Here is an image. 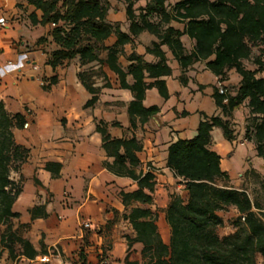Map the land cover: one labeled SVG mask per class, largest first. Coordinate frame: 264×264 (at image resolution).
Wrapping results in <instances>:
<instances>
[{"label": "trees", "instance_id": "1", "mask_svg": "<svg viewBox=\"0 0 264 264\" xmlns=\"http://www.w3.org/2000/svg\"><path fill=\"white\" fill-rule=\"evenodd\" d=\"M117 1L125 7L127 32L120 23L108 20L110 0H26L41 13L40 18L35 12L29 14L33 26H53L50 37L56 49L47 53L46 65L55 71L77 58L82 67H92L77 74L81 85L92 96L84 108L97 103L103 88H111L103 70L106 65L117 76L120 88L133 96L128 105L131 128L146 125L159 112L157 106L143 105L146 91L155 88L164 100L169 98L163 78L172 75V69L162 47L179 64L183 85L187 84L188 70L198 62H205L220 82L228 80L231 70L240 76L237 87H225L223 93L217 88L214 90L212 97L219 115L201 114L197 134L191 139H178L168 147L167 167L184 182L189 196L185 203L181 196L169 195L165 209L171 234L169 244L164 243L157 226L158 214L151 208L156 177L151 170L142 169L138 156L143 150L142 142L136 136L114 138L107 122H96L102 148L112 158L111 162L103 163L104 168L136 185L133 191L118 193L126 209L122 218L134 232V236L125 237L123 264H257L258 254L264 260V209L254 203L247 189L235 188L229 173L221 167V156L211 146L214 128H220L227 141L236 140L234 112L246 103L249 113L244 119V139L252 142L256 156L264 159V0ZM140 1L145 5L136 7ZM173 22L182 24L184 29H176L171 25ZM144 32L156 39L145 47V53L155 59L152 63L135 51V40ZM183 35L193 42L191 51L186 49ZM112 36L116 41L107 46L105 42ZM46 42L47 38L41 37L37 45ZM127 45L133 49L129 55L125 53ZM254 48H259L256 56H253ZM121 56L129 63L126 69L119 62ZM251 59L255 67L246 66L245 62ZM93 69L98 70L91 73ZM94 77L102 78L103 85L96 86ZM57 83L55 74L44 79L41 88L50 92ZM182 115L186 116L187 112ZM25 124V116L9 113L0 99V227H5L0 234V259L7 253L11 261L22 257L35 261L39 256L50 254L43 241L38 251L25 237L31 229L30 223H14L20 217L13 206L23 191V179L13 180L11 173L19 172L30 157V150L16 142L14 130L24 128ZM112 126L120 127V124L114 122ZM44 169L53 179H58L62 164L47 162ZM248 175L261 176L252 168L244 173L243 179ZM34 183L38 190L44 189L37 178ZM50 197L47 191L46 202ZM228 207H234L239 213L236 231L220 237L217 230L224 225V220L218 213ZM113 213L114 218L104 226L108 231L119 217L118 211ZM29 214L31 220L49 216L45 204L34 206ZM79 258L81 264H90L83 250Z\"/></svg>", "mask_w": 264, "mask_h": 264}, {"label": "crops", "instance_id": "2", "mask_svg": "<svg viewBox=\"0 0 264 264\" xmlns=\"http://www.w3.org/2000/svg\"><path fill=\"white\" fill-rule=\"evenodd\" d=\"M170 1L173 3L178 0ZM110 3L108 20L112 23H120L122 30L127 32L128 23L124 5L117 0H110ZM144 5L145 2L140 1L136 7ZM32 12L41 17L40 11L28 5L26 0H0V18H4L5 21L4 26L0 25V99L9 113L23 114L28 123L27 128L14 130L16 142L30 150L28 161L19 172L12 175L15 181L21 177L23 179V191L13 206V210L19 213L20 217L15 219L14 223L16 225L30 223L31 229L25 237L38 251L40 242L43 241L50 254L39 256L35 261L23 257L11 261L5 253L0 259V264L36 262L81 264L79 258L81 250L88 263L103 264L99 256L101 257L103 252L102 245L106 237L100 230L107 221L114 218L113 210L118 211L119 217L111 229L112 235L109 236L112 240L109 260L112 264L116 262L123 264L126 254L125 237L134 236V232L128 221L122 218L126 209L118 193L120 190L133 191L136 185L132 180L116 177L104 168L103 163L111 162L112 158L107 157L102 148L101 136L96 132V122L99 120L109 124L108 131L112 137L136 136L142 142L143 150L138 154L142 169L144 172L151 170L156 177L154 204L151 208L158 214L157 226L160 235L164 243L169 244L171 234L165 219V209L170 201L169 195H179L185 203L189 196L184 182L175 177L167 167L168 147L178 139H190L196 129L191 127L189 131L190 125L186 119H183L185 117L182 115L183 112L177 109L171 110L169 107L171 96L164 100L157 90L152 88L146 91L143 105L147 108L152 106L159 108L156 115L159 123L151 119L146 125L138 124V128L133 130L128 115V105L133 100V96L130 91L120 88L117 76L106 65L103 70L111 88H103L97 103L93 107L84 108L92 96L81 85L77 74L87 67H82L77 58L65 62L55 71L46 65L47 55L41 58L37 53L47 47L50 48L49 51L56 49L50 37L53 26H33L28 17ZM171 25L179 30L184 29L182 24L173 22ZM24 30L34 32L32 42L23 39ZM41 37L47 38V42L36 46V41ZM181 39L186 49L191 51L193 42L186 35ZM155 40V37L147 32L142 33L135 40V51L144 55V59L150 63L155 62V59L145 53V47ZM115 41L116 38L112 36L105 44L110 46ZM162 49L166 52L172 69L171 65L176 61L166 47ZM132 52V46L127 45L126 55ZM119 62L125 69L129 65L124 56L120 57ZM200 63L203 70H208L205 62L196 64ZM196 64L188 70V73ZM179 69L181 70L180 66ZM232 71L234 70H231L229 75ZM55 74L58 76V83L50 92L42 90L43 80ZM169 77L163 78L166 85ZM132 81V78L128 77V82L132 83ZM95 85L103 84L96 80ZM243 105L246 106V103ZM210 110L215 114L220 113L214 107ZM235 113L233 123L236 140L227 141L214 128L211 148L221 156V167L229 173L232 184L240 189L247 170L252 168L262 176L264 171L260 172L253 163H247L248 161L238 171L230 165L229 160L242 152L239 147H243L245 143H249L251 154L255 153L253 143L244 139V119L249 110L240 121ZM114 122H118L120 127L112 126ZM166 127L170 128L169 139L161 142L158 132H162ZM217 136L220 143L214 144L213 137ZM224 158H228L226 163H223ZM246 160L251 159L246 157ZM47 162L62 164L60 178L53 179L44 169ZM34 178L42 183L43 190L37 189ZM47 191L52 195L48 202H46ZM44 204L49 216L45 219L31 220L29 210ZM227 210L235 217L239 216L234 207H228ZM218 214L223 218L221 212ZM83 223H89L90 228H84Z\"/></svg>", "mask_w": 264, "mask_h": 264}, {"label": "rangeland", "instance_id": "3", "mask_svg": "<svg viewBox=\"0 0 264 264\" xmlns=\"http://www.w3.org/2000/svg\"><path fill=\"white\" fill-rule=\"evenodd\" d=\"M23 39L27 41H33L34 40V32L32 30H24V36ZM38 41V40H37ZM36 41V46H37ZM50 48H46L44 51H41L37 53L41 58L42 56H46L47 53H50ZM48 51V52H47ZM259 53V48H254L253 50V56H256ZM247 67H255L252 64V59L245 62ZM173 74L170 75V77L167 79V89L170 97L169 100V107L172 111H175L176 109L182 112H187V115L183 117V119H186L188 121V124L190 125V128L193 127L195 130V134H197V128L199 125V121L202 119L201 114H206L207 116H213V115H219L215 114L213 112H210L211 108L214 107L218 109L215 105L214 99L212 97L214 90L217 88L219 91L223 88H231L236 85H238L240 76L236 73V71H232L229 75L228 80L224 82H220L219 79L209 70H203L200 64H196L194 69H192L187 74V84L183 85L180 82V76H181V70L179 69V64L177 62H174L172 65ZM92 67H87L86 70H91ZM94 71H91V73L97 72L98 69H93ZM98 80L100 83H104V80L100 77L96 78L95 81ZM51 91V90H50ZM158 92V91H157ZM209 111V112H206ZM235 115L237 116L238 121L243 119L245 117V113L248 112V108L245 105H242L235 111ZM183 114V113H182ZM182 119V118H179ZM235 125V124H234ZM221 137L224 138L222 130L220 128H216ZM170 128L166 127L162 132H158V137L160 141H168ZM193 134L191 138L195 136ZM214 138V144L220 143L217 137ZM225 139V138H224ZM242 149V152H239L234 159L229 160L230 165L235 168L237 171L241 170L242 166L245 165L246 161L247 163H253L254 167H256L260 172L264 171V159L257 157L255 153L251 154L250 151V145L249 143H245L243 147H239ZM248 155H247V154ZM245 154V155H244ZM247 155V156H246ZM254 155V156H253ZM247 158H250L251 160H246ZM224 158L223 163L227 162ZM14 172L11 173V177ZM264 177L261 175L259 178L254 177L253 175H248L245 177L241 182V187H244L247 189L248 193L250 194L252 200L255 204H258L264 209V188L262 187V179ZM17 181H20L18 179ZM225 223L222 227H220L217 230V234L220 237L230 235L236 231L235 228V222L237 220V217H235L232 213H229L228 210L221 212ZM5 230V227H0V234ZM100 232H102L104 237H106V241L102 245V254L101 257L99 256V260L103 264H112L109 260V251L112 248V240L109 238L110 235H112V230L108 231L104 227L101 228ZM7 254V253H6ZM256 262L257 264H264V260L261 255L256 256ZM33 264H43V263H33ZM119 264V263H115Z\"/></svg>", "mask_w": 264, "mask_h": 264}, {"label": "built area", "instance_id": "4", "mask_svg": "<svg viewBox=\"0 0 264 264\" xmlns=\"http://www.w3.org/2000/svg\"><path fill=\"white\" fill-rule=\"evenodd\" d=\"M4 24H5L4 18H0V25L4 26ZM220 93H223V89L220 90ZM27 127H28V123L26 122V124L24 125V128H27ZM82 226L84 228H90V224L89 223H83Z\"/></svg>", "mask_w": 264, "mask_h": 264}, {"label": "water", "instance_id": "5", "mask_svg": "<svg viewBox=\"0 0 264 264\" xmlns=\"http://www.w3.org/2000/svg\"><path fill=\"white\" fill-rule=\"evenodd\" d=\"M152 120L159 123L157 116L152 117Z\"/></svg>", "mask_w": 264, "mask_h": 264}]
</instances>
